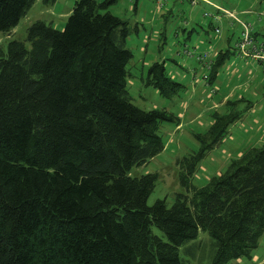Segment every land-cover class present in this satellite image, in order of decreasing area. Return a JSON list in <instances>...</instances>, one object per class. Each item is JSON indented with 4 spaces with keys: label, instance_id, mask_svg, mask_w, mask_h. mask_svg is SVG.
<instances>
[{
    "label": "trees",
    "instance_id": "1",
    "mask_svg": "<svg viewBox=\"0 0 264 264\" xmlns=\"http://www.w3.org/2000/svg\"><path fill=\"white\" fill-rule=\"evenodd\" d=\"M114 1L74 0L62 29L35 20L27 45L12 39L0 48V264H186L178 247L199 231L211 240L208 264L250 257L264 233V141L203 185L191 181L242 117L237 100L213 111L206 129L193 133L197 149L175 159L184 191L169 205L146 204L155 172L129 175L163 149L161 123L179 118L131 102L130 28L109 11ZM33 2L0 0V31ZM229 52L208 59L207 83ZM145 84L163 98L184 87L163 61L147 67Z\"/></svg>",
    "mask_w": 264,
    "mask_h": 264
},
{
    "label": "rangeland",
    "instance_id": "2",
    "mask_svg": "<svg viewBox=\"0 0 264 264\" xmlns=\"http://www.w3.org/2000/svg\"><path fill=\"white\" fill-rule=\"evenodd\" d=\"M73 1L55 0L45 5L41 0H34L10 31H0V48L12 39L24 41L26 27L35 20L62 29ZM212 1L217 6L200 1L192 5L189 0H115L108 8L113 15L126 20L130 28L125 47L131 52L126 64V89L131 102L141 109L164 108L179 118L178 125L161 123L158 133L163 149L129 170L130 176L157 174L146 198L147 205L156 199H165L169 205L176 193L184 191L177 182L175 159L197 149L193 133L206 129L213 111H225L224 96L237 100L235 108L243 111V115L236 122H241V126L231 124L230 134L226 135L228 140L224 137L197 163L192 183L203 185L236 157L239 148L242 152L246 147L261 143L257 140L259 134L264 133V95L260 93L264 92V77L256 71L248 73V68L252 69L246 65L249 59H236L232 49L241 30L238 22L249 23L254 37L264 41V0ZM225 11L231 12L233 17L226 16ZM225 49L230 51L228 56L217 68L214 80L207 83L203 78L207 73L203 61ZM202 54L206 57L197 60ZM154 61H163L165 73L184 86L177 95L163 98L155 88L145 84L147 67ZM247 101L251 103L249 108H246ZM151 229L160 235L156 228ZM210 241L205 232L199 231L196 238L178 247V255L186 264H208ZM225 264H264V233L250 257L242 256Z\"/></svg>",
    "mask_w": 264,
    "mask_h": 264
},
{
    "label": "built area",
    "instance_id": "3",
    "mask_svg": "<svg viewBox=\"0 0 264 264\" xmlns=\"http://www.w3.org/2000/svg\"><path fill=\"white\" fill-rule=\"evenodd\" d=\"M225 15L228 17H233L232 13L225 11ZM240 23L241 30L234 42V49L238 56L244 59H251L255 61L262 67L264 73V41H258L256 37L253 36L251 25L247 22H238ZM186 53L188 51L185 50ZM190 54V53H189ZM206 57V54L197 56L196 59L202 61ZM210 61H203L204 66H209ZM205 79V76H203Z\"/></svg>",
    "mask_w": 264,
    "mask_h": 264
},
{
    "label": "crops",
    "instance_id": "4",
    "mask_svg": "<svg viewBox=\"0 0 264 264\" xmlns=\"http://www.w3.org/2000/svg\"><path fill=\"white\" fill-rule=\"evenodd\" d=\"M198 1H200V2H202L203 4H206V5H208V6H217V4L216 3H213V1L212 0H198ZM222 9V8H221ZM186 23H188V22H186ZM233 50V54H235L236 55V59H238V58H240V56H238L237 54H236V52H235V50L234 49H232ZM246 65L247 66H250V67H252V69L250 68H248V70H249V72L248 73H250L251 74V72H257L258 74H260V75H262V77H264V73H263V71H262V67L259 65V64H257L255 61H253V60H251V59H249V62H247L246 61ZM256 86H259V83H256ZM260 93L262 94V95H264V92H262V90L260 91ZM255 94V93H254ZM228 98H230V95H227V96H224L223 97V99L222 100H229ZM251 106V103H250V105H249V107ZM248 107V108H249ZM261 107V106H260ZM263 116H264V114H263ZM262 116V117H263ZM237 123H238V125H237ZM178 125V124H177ZM232 125H237L238 127H240L241 126V122H235V124L233 123ZM230 130V129H229ZM228 134H230L229 132L227 133V135ZM229 136V135H228ZM228 136H225V137H227V138H225V139H227L228 140ZM262 141H264V133L262 132V133H260L259 134V136H258V140H257V142H262ZM241 150L242 149H238L237 151H236V156H238L240 153H241Z\"/></svg>",
    "mask_w": 264,
    "mask_h": 264
}]
</instances>
